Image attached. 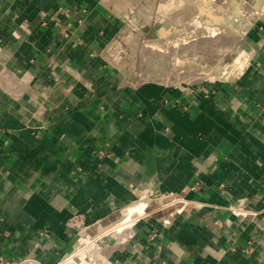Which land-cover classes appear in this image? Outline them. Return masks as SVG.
Returning <instances> with one entry per match:
<instances>
[{
    "label": "crops",
    "instance_id": "crops-1",
    "mask_svg": "<svg viewBox=\"0 0 264 264\" xmlns=\"http://www.w3.org/2000/svg\"><path fill=\"white\" fill-rule=\"evenodd\" d=\"M124 1L0 0V256L62 264L146 201L80 263L264 264V0H160L140 22ZM220 22L243 31L212 55L230 76L143 75L145 47L186 25L201 48Z\"/></svg>",
    "mask_w": 264,
    "mask_h": 264
},
{
    "label": "rangeland",
    "instance_id": "rangeland-1",
    "mask_svg": "<svg viewBox=\"0 0 264 264\" xmlns=\"http://www.w3.org/2000/svg\"><path fill=\"white\" fill-rule=\"evenodd\" d=\"M160 0H156V1H148V0H127L122 2L124 4L128 3V7H131L130 10H134V14H135V18L133 19L134 22H140V21H144L147 20L149 13H150V7H149V3L150 4H157L159 3ZM220 1V0H219ZM222 1V0H221ZM232 1V0H230ZM241 2H243V0H240ZM239 1V2H240ZM233 2H235L233 0ZM231 2V3H233ZM240 2V5H241ZM234 6V5H233ZM136 7V9L134 8ZM239 7V6H238ZM168 8V7H167ZM155 10H158V8L155 6V8L152 10V12H154ZM159 14V13H158ZM158 19H161V21L165 22L166 18L163 17V15H158L157 16ZM244 17L242 16L241 19H243ZM173 20L170 21V19H167L168 21L172 22L175 20V18H172ZM239 19V18H237ZM179 30L174 31L172 33L171 39L169 43H159V45H152V47H145L144 52H147V63L145 62L143 64V68L144 69L143 75L144 76H148L149 73H152V71L154 70V68L156 67V70L158 71L159 69L162 68V65H164V67L162 69H166L165 65L167 66V68H169V75H166L165 72H163V70H161L159 72V75L162 74V77L168 76L171 78H179L178 76L181 77V75H184L183 77H189L191 78V82H200L203 79H212L215 77H212L209 73L210 70L213 67H220L219 65H215L211 59H212V55H215V59H218V55L217 53L219 52L220 58L225 60L226 58H228L229 55L227 54H223L224 52H226L227 50H229L232 46L239 44L241 41V38L243 36V31L240 29H238L237 32L234 33H225V31H218L219 33L216 34L217 32H210V33H203V34H215L217 37V41L215 40L214 43L213 41H208L207 37H205V41L204 42H200L201 48H198V46H194L196 41H193L192 39H196L198 36L202 35L201 33H196V32H192L190 31L191 29H187L186 25L183 27L185 28V30L181 31V25L178 26ZM224 30V29H221ZM144 44V43H143ZM239 50V49H238ZM155 52V53H154ZM210 58V59H209ZM208 59V60H207ZM212 61V62H211ZM183 62V64L181 63ZM192 65H191V64ZM209 63V65L207 64ZM158 64V65H157ZM194 64V65H193ZM193 66V67H192ZM195 66V67H194ZM199 68V69H198ZM216 75V74H215ZM181 78H179L178 81H180ZM147 194V193H146ZM145 194V195H146ZM148 195V194H147ZM131 228H134V224L131 226ZM131 228H127L124 229L121 233L118 234H114L108 238H104V240L101 242L97 241L99 240L100 236H93V238H89V236L87 235H81V237H83L89 243H87V246H95L94 248H92V251H90V254L95 253V251L98 250V248H100L102 245L104 244H108L109 242H113L115 240H117L118 238L124 237L126 236V233L131 231ZM101 235V234H99ZM88 237V238H87ZM81 238V239H83ZM90 240V241H89ZM97 241V242H96ZM96 244V245H95ZM86 247V246H85ZM84 247V248H85ZM83 248V247H82ZM83 250V249H82ZM79 250L78 251H82ZM78 251H74V255H78V253L80 254V252ZM78 252V253H77ZM74 255H68L65 259H64V263L63 264H78L80 261H77L76 258H78V256H74ZM73 257V258H72ZM72 258V259H71ZM76 259V260H75ZM95 263H97V259H95ZM74 262V263H73ZM80 264V263H79Z\"/></svg>",
    "mask_w": 264,
    "mask_h": 264
},
{
    "label": "bare ground",
    "instance_id": "bare-ground-1",
    "mask_svg": "<svg viewBox=\"0 0 264 264\" xmlns=\"http://www.w3.org/2000/svg\"><path fill=\"white\" fill-rule=\"evenodd\" d=\"M235 2H233V0L231 1V2H233L232 3V5H234V7H238V6H240V2L238 1V0H234ZM241 4H242V2H241ZM227 8V7H226ZM207 10V9H206ZM232 12V11H231ZM224 15V14H223ZM230 15H231V13H230ZM226 16V15H225ZM229 17V16H228ZM230 18V17H229ZM220 20V19H219ZM227 20V19H226ZM229 20V19H228ZM222 21V20H221ZM209 22V21H208ZM230 22H232V21H230ZM217 23H219V22H217ZM219 28L220 29H224L225 31H228V32H236V31H234V29L232 28V26H231V24H227V23H222V22H220V25H219ZM204 32V31H203ZM182 64H183V62H181ZM191 64V63H190ZM192 65V64H191ZM194 65V64H193ZM193 67V66H192ZM195 67V66H194ZM199 69V68H198ZM212 77L213 76H215V74L218 76V74L219 75H227V76H230V73H228V72H226L225 71V69L224 68H222V67H216V68H212L211 70H210V73H209ZM231 74H233V73H231ZM143 197H144V195H143ZM146 204H147V202L146 201H141V202H138V203H134L132 206H130L129 208H127L125 211H124V217L118 222V223H116L115 225H113V226H111L110 228H107V229H105L104 231H103V233L100 235V237H99V240H97V241H103L104 240V238H108V237H110V236H112V235H114V234H118V233H121L124 229H129V228H131V226L133 225V224H135L136 223V221L141 217V215L144 213V211H145V207H146ZM81 238H83V237H81ZM88 238V237H87ZM80 239V238H79ZM79 241V240H78ZM77 241V242H78ZM90 241V240H89ZM96 241V242H97ZM87 243H89L88 241H87ZM86 240L83 238V239H81L77 244H75V247H76V251H78V249L79 250H82L81 252L80 251H78V252H80V254L78 253V258H76L77 259V261H80L82 258H83V256L84 255H86L87 253H89L90 251H92V248H94L95 246H87L86 244ZM96 245V244H95ZM86 246V247H85ZM83 247V248H82ZM85 247V248H84ZM75 251V250H74ZM74 253V252H73ZM75 254V253H74ZM73 255V254H72ZM68 258V257H67ZM66 258V259H67ZM73 258V257H72ZM71 258V259H72ZM65 259V260H66ZM75 259V260H76ZM81 262V261H80ZM79 262V263H80ZM74 263V262H73ZM78 263V264H79ZM63 264V263H62ZM68 264V263H67ZM81 264V263H80Z\"/></svg>",
    "mask_w": 264,
    "mask_h": 264
},
{
    "label": "built area",
    "instance_id": "built-area-1",
    "mask_svg": "<svg viewBox=\"0 0 264 264\" xmlns=\"http://www.w3.org/2000/svg\"><path fill=\"white\" fill-rule=\"evenodd\" d=\"M63 8L59 7L57 9V12H63ZM56 18V17H55ZM56 24L60 27L59 31L60 34L64 37L67 38L70 34V31L72 29V23H67V24H60V20L58 18H56ZM60 24V25H59ZM104 151H100L101 154H105L103 153ZM199 183H196L194 186H192V189L196 190L198 187ZM236 215L241 216V212H234ZM157 236V233H153L151 235V239H154ZM34 263L31 259H26V260H22V261H13L5 256H0V264H32Z\"/></svg>",
    "mask_w": 264,
    "mask_h": 264
}]
</instances>
